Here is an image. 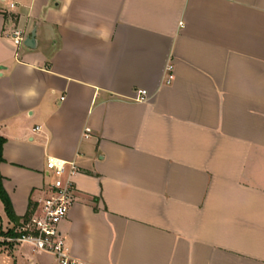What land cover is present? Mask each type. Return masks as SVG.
I'll use <instances>...</instances> for the list:
<instances>
[{"label":"crops","instance_id":"1","mask_svg":"<svg viewBox=\"0 0 264 264\" xmlns=\"http://www.w3.org/2000/svg\"><path fill=\"white\" fill-rule=\"evenodd\" d=\"M0 138L21 221L78 164L85 263L264 264V0H0ZM13 228L0 201V264H57Z\"/></svg>","mask_w":264,"mask_h":264},{"label":"built area","instance_id":"2","mask_svg":"<svg viewBox=\"0 0 264 264\" xmlns=\"http://www.w3.org/2000/svg\"><path fill=\"white\" fill-rule=\"evenodd\" d=\"M26 38L27 32L24 30H16L13 34L14 43L19 47L24 45ZM168 71L167 84H171L174 79L173 66H169ZM134 100L148 102V91H136ZM90 132V129L86 130V138H89ZM46 171L50 182L44 188L45 197L31 207L28 218L23 219L15 230L17 235L5 237L3 242L28 244L35 251L53 255L57 264H88L71 254L61 231V224L76 200L74 177L79 172V166L75 161L49 157Z\"/></svg>","mask_w":264,"mask_h":264},{"label":"trees","instance_id":"3","mask_svg":"<svg viewBox=\"0 0 264 264\" xmlns=\"http://www.w3.org/2000/svg\"><path fill=\"white\" fill-rule=\"evenodd\" d=\"M4 143H5V139L0 138V165H1V163L4 162V158H3V145H4ZM3 180H4L3 176L1 175V172H0V201L3 203V205L5 207V212L8 216V218L14 224V228L12 230H10L8 232V234L10 236H16L17 234L15 233V230L20 226L21 219L19 217H17L15 212H14L12 202L9 198L8 193L6 192V190L4 188ZM32 206L33 205L30 206V209ZM30 209H29V213H30ZM29 213L23 219H27L29 216Z\"/></svg>","mask_w":264,"mask_h":264},{"label":"water","instance_id":"4","mask_svg":"<svg viewBox=\"0 0 264 264\" xmlns=\"http://www.w3.org/2000/svg\"><path fill=\"white\" fill-rule=\"evenodd\" d=\"M36 35H37L36 29H33L31 34L26 38V40L24 42V46H26L30 49H34L36 47V44H37Z\"/></svg>","mask_w":264,"mask_h":264},{"label":"rangeland","instance_id":"5","mask_svg":"<svg viewBox=\"0 0 264 264\" xmlns=\"http://www.w3.org/2000/svg\"><path fill=\"white\" fill-rule=\"evenodd\" d=\"M22 47H24V46H22ZM5 224V223H4Z\"/></svg>","mask_w":264,"mask_h":264}]
</instances>
